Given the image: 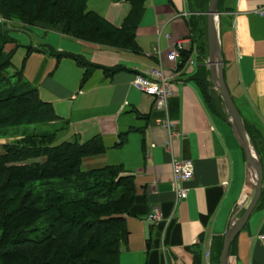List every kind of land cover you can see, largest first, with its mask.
Instances as JSON below:
<instances>
[{"label": "crops", "instance_id": "0c3cea01", "mask_svg": "<svg viewBox=\"0 0 264 264\" xmlns=\"http://www.w3.org/2000/svg\"><path fill=\"white\" fill-rule=\"evenodd\" d=\"M189 1L145 0L136 36L138 52L85 43L58 30L34 33L40 41L35 48L72 53L98 66L83 84L86 70L75 60L65 58L53 67V56L35 51L40 61L31 85L67 120L65 140L102 139L104 153L85 158L84 167L121 166L135 176L137 198L132 215L126 217L129 238L121 264H194L196 256L200 264H215L217 246L253 196L254 174L248 173L245 154L222 112L221 94L209 77L215 110L211 109L195 80L206 63L202 38L190 25L196 14ZM263 4L264 0H221L219 26L227 86L243 120L264 135V18L257 13ZM88 8L119 27L132 6L129 0H89ZM182 40L193 64L188 60L175 73L168 52ZM160 61L177 91L166 111L156 110L155 99L132 85L137 74L157 68ZM62 67H69L68 72L62 73ZM165 118L175 124L177 137L170 138L157 124ZM174 158L194 166L185 200L177 199ZM154 208L164 215L159 224L149 219ZM260 234H264V200L231 245L230 264H264Z\"/></svg>", "mask_w": 264, "mask_h": 264}, {"label": "trees", "instance_id": "16d2710c", "mask_svg": "<svg viewBox=\"0 0 264 264\" xmlns=\"http://www.w3.org/2000/svg\"><path fill=\"white\" fill-rule=\"evenodd\" d=\"M88 1L0 0V14L7 20L58 30L85 43L138 52L136 36L145 0H129L131 12L119 27L89 10ZM189 2L190 11L196 14L190 20L193 33L207 39L209 0ZM218 10L222 12L221 0ZM9 43L15 42L0 34V86L5 84L0 87V131L34 128L5 145V153L0 156V264H121L129 238L126 217L132 215L137 198L135 176L121 166L83 171L84 158L101 155L106 149L98 136L85 143L65 140L68 122H62L53 133L37 130L39 125L61 123L62 118L40 97L38 88L25 81L23 68L12 76L5 75L14 66L13 53L5 51ZM27 49L28 55L37 51L49 53L58 61L75 60L86 70L83 84L98 68L72 53L31 45ZM189 58L188 52H181L179 69ZM209 77V69L203 64L195 80L215 110ZM12 78H18V82L12 83ZM243 122L264 171V135L256 126ZM121 140L123 144L126 136ZM39 181H43L40 191L31 189L22 199L12 194ZM263 200L264 175L258 206ZM223 243L217 246L215 264H220ZM200 261L196 256L194 264Z\"/></svg>", "mask_w": 264, "mask_h": 264}, {"label": "water", "instance_id": "95a60500", "mask_svg": "<svg viewBox=\"0 0 264 264\" xmlns=\"http://www.w3.org/2000/svg\"><path fill=\"white\" fill-rule=\"evenodd\" d=\"M219 0H209L207 15V38H208V67L211 81L215 89L221 94L223 103L228 113V121L231 124L235 138L243 150L248 166V173L255 175L256 182L253 186L252 199L243 215L233 221L229 227L220 257V264H230V249L233 241L247 225L255 210L263 189V163L262 159L249 140L241 114L233 100L224 76V57L221 44L219 27Z\"/></svg>", "mask_w": 264, "mask_h": 264}, {"label": "rangeland", "instance_id": "374dc122", "mask_svg": "<svg viewBox=\"0 0 264 264\" xmlns=\"http://www.w3.org/2000/svg\"><path fill=\"white\" fill-rule=\"evenodd\" d=\"M221 15L219 14V21H220ZM0 26L2 27V32L0 34H5L8 39L14 40L15 43H9L5 47L6 52H11L13 53V64L14 66L8 70L5 75L7 76H12L18 69L23 68V77L26 82L32 84L31 82V77H34V74L37 70V67H39V61L40 57L38 55H35V53H32L28 55V49L27 45H30L31 43L34 44V47L39 45L40 41L38 39V36L34 35L35 32H41L42 30H45L43 26L40 24H26L18 20H7L0 14ZM220 27V26H219ZM220 29V28H219ZM33 38V42L30 41ZM201 49H202V60L204 57L205 63H208V44H207V39L204 37H201ZM28 40V42L25 41ZM54 57V56H53ZM55 63L53 67H56L55 64H58V60L56 57H54ZM62 61V60H61ZM69 67L61 68V72L65 73L68 72ZM55 71V70H54ZM12 83L18 82V78H12L11 79ZM33 85V84H32ZM43 85V84H42ZM0 87H5V84H3ZM213 85V89H214ZM44 89V88H43ZM216 90V89H214ZM41 91V89H40ZM217 92V90H216ZM54 97L55 94L50 92ZM218 96L220 95L219 92H217ZM224 106V105H223ZM223 114L226 116L228 119V113L227 110L224 106L223 108ZM62 121H67L65 118L61 117ZM61 121V122H62ZM63 123H54V124H48V125H39L37 126V130L39 131H47L50 133L55 132L56 130L60 129L62 127ZM33 126L32 127H27V128H17V129H8L5 131H0V156L5 153L4 151V146L7 145L10 142H13L17 138L18 135H22L24 132H32L33 131ZM63 137V136H62ZM58 142L61 141V135L58 137ZM87 158V157H86ZM85 159V158H84ZM83 159V161H84ZM106 167V166H105ZM104 168V167H103ZM82 169L83 171H91L94 169H101V168H92L91 164L87 165L84 167V163H82ZM43 181H39L37 183H32L30 185H27V187L22 188L20 190H15L12 192V194H17L19 199H22L25 195H27L28 191L32 189L35 191H40L42 188Z\"/></svg>", "mask_w": 264, "mask_h": 264}, {"label": "built area", "instance_id": "2783aa9c", "mask_svg": "<svg viewBox=\"0 0 264 264\" xmlns=\"http://www.w3.org/2000/svg\"><path fill=\"white\" fill-rule=\"evenodd\" d=\"M257 13L264 18V4L257 10ZM167 38H170V36L167 35ZM185 45V40L178 41L172 45L171 50L168 52L167 59L174 64L172 69L175 73L178 71V66L182 62L181 52L185 50ZM158 54L161 55V52L158 51ZM189 61L193 64V61ZM172 78L173 76L166 74L165 66L160 61L157 68L137 74L134 77L132 85L140 92L155 99L154 105L156 110L166 111L168 109L169 99L177 93ZM157 124L168 132L170 138L179 135L175 124L169 118L160 119L157 121ZM172 174L177 199L179 201L187 199L189 189L185 185L194 177L193 163L174 158L172 161ZM149 219L159 224L164 221V215L159 208H154L149 214ZM257 240L264 245V234L258 235Z\"/></svg>", "mask_w": 264, "mask_h": 264}, {"label": "bare ground", "instance_id": "6f19581e", "mask_svg": "<svg viewBox=\"0 0 264 264\" xmlns=\"http://www.w3.org/2000/svg\"><path fill=\"white\" fill-rule=\"evenodd\" d=\"M254 178H255V175H254ZM255 182H256V178H255Z\"/></svg>", "mask_w": 264, "mask_h": 264}]
</instances>
